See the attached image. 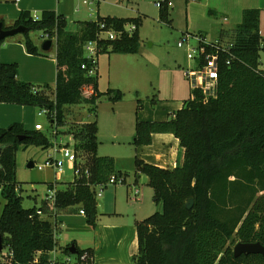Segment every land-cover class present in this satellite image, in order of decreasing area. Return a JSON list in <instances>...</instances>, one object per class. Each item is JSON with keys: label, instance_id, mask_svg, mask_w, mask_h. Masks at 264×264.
<instances>
[{"label": "trees", "instance_id": "16d2710c", "mask_svg": "<svg viewBox=\"0 0 264 264\" xmlns=\"http://www.w3.org/2000/svg\"><path fill=\"white\" fill-rule=\"evenodd\" d=\"M166 1L162 0L159 8V20L168 24ZM259 17L257 9L244 10L228 45L218 51L215 98L203 102L199 92H190V98L169 119L136 120L134 146L149 145L153 134L169 133L178 139L184 157L181 166L173 169L137 159L133 162L134 172L147 176L160 209L135 223L137 253L132 264H264L260 254L235 257L231 249L236 242H258L264 247V71L259 69L263 40ZM140 25V17L107 16L78 22L72 32L67 30L65 18L53 11H43L38 20L22 11L12 27L4 28L23 27V45L32 56L40 52L30 32H41L44 40L45 36L47 40L55 37V85L36 89L16 78L15 64L0 63V104L46 110L51 126L55 122L50 116L55 112L57 129L65 125L66 107L86 105L94 112L101 97L120 100V90L99 92L98 75L88 76L90 64L82 49L87 42L96 41L99 55L136 54ZM128 26H134L133 31H128ZM104 31L116 33L117 38L98 39ZM66 133L83 163L80 176L57 189L54 210L79 205L88 227L95 228L96 188H106L111 175L128 173L122 172L112 157L97 155L95 118L81 127L71 126ZM30 146L47 150L52 143L42 131H27L21 123L0 129V198L4 200L0 239L2 245L6 240L9 251L7 255L0 251V264H32L34 260L35 264H50L49 253L56 247L54 225L36 215L35 208H23L18 193L16 153ZM189 200L193 203L188 210ZM42 209L50 211L46 204ZM68 250L65 248V253ZM84 254L90 263V250L77 251L76 261L79 263Z\"/></svg>", "mask_w": 264, "mask_h": 264}, {"label": "crops", "instance_id": "0c3cea01", "mask_svg": "<svg viewBox=\"0 0 264 264\" xmlns=\"http://www.w3.org/2000/svg\"><path fill=\"white\" fill-rule=\"evenodd\" d=\"M167 1L171 3V6L167 7V10H169V23L167 25L173 30L172 33L181 34L179 41H183L184 43L181 48L184 46L186 47L188 44L196 45L198 37L204 38L211 43H218L224 47L227 46L231 40L232 31L241 23L242 13L246 9H257L260 11L259 31L262 36L261 25L264 21V0ZM103 2L105 3V0L102 2L101 0L96 1L98 10L102 7L101 3ZM82 4L88 5L83 2ZM108 4L113 6L111 2ZM113 7L119 9L118 5ZM126 9L128 11H134L133 8ZM22 11H29L31 15L40 14L43 11H53L57 15H61L65 19L69 18L72 21L75 15L79 14L80 8L76 0H0V22H2L3 27H12ZM107 16L118 18L132 17H120L116 16V14L102 17ZM158 23H160V20ZM69 27L71 31L74 32L77 29V24L74 22L67 24V28ZM140 29L139 36L143 34ZM153 35H158V29ZM149 39H151L150 47L152 48L153 37ZM36 47L39 49L40 55L32 56L26 53L22 39L6 38L0 46V63H16L19 65L20 62H23L24 65H27L28 62H32L36 64L37 69H39L38 65L41 64L43 60L45 66L49 68L46 70L47 75H44V71H41L40 75L43 74L44 78H39L40 75L38 78H35V76L32 78H25L22 75L25 71L23 73L19 72L18 76L20 78L17 75L16 78H19V80L23 82L35 80L44 81L45 83L53 85V88L56 74L55 55L50 58L47 55L48 51H43L42 46L41 49L38 46ZM140 48L141 47H139L136 54L128 55H137ZM177 48L181 49L178 46ZM145 55L146 56L139 54L140 60H144L146 64L152 66L156 74V80L171 85L167 89L169 93L167 96L168 98L162 97L164 101H161L157 106H150V104L145 103L142 104V106H137V109L134 100L132 103H128L127 105L124 104L122 101L124 100L123 93L122 98L117 101H110L104 97L108 103H102V97L99 98L94 105V111H97V116L95 118L97 122V140L99 144L97 150L103 147V152H101L100 156L112 157L119 167H121V164L124 162L133 164L134 160L137 159L162 169H173L181 166L184 157V149L180 146L178 139L172 134H153L152 141L149 145L140 147L135 146V149L132 150L128 149L131 148L130 142H124L133 139L137 119L150 122L165 121L179 110L182 107L183 101H185L182 96L181 88L173 86L177 85L174 80L181 75V71L173 68V64L163 65L162 67L160 59L154 53L145 52ZM113 56L115 58L116 56L127 55L115 54L112 55L111 58H108L107 83L109 89H117L110 86ZM100 59L99 55L97 61V75H99L101 68ZM117 59L118 57L114 60ZM137 63L138 67L142 70L145 68L144 64L140 61H137ZM173 63L176 62L173 61ZM31 71H33V69H31ZM150 84L153 89L156 88L152 82ZM158 93L161 95L160 90ZM32 109L35 110V108ZM25 110L23 106L12 107L11 105L0 104V129H6L13 123H21L24 127L27 121V111ZM24 129L26 130L25 127ZM116 140L117 142H114ZM125 177L128 178V182L110 186V188H106L107 190L104 195L100 196V198H103L101 204L97 203L96 206L98 213L95 228L88 227L85 216L80 214L82 209L79 205L53 210L51 212L42 209L45 201L42 202L41 200L42 205L33 207L36 210L41 208L42 215L40 217L44 220H48L54 225V241L56 247L54 251L49 253V259L51 261H54L56 264L68 262V256H70L71 253L69 250L68 253H65L64 249L74 247L76 253L79 250L91 251L92 260L88 264H132V257L137 253L135 223L146 218L145 214H143L145 212H143L141 207H149L152 193L150 191H145V187H149L147 176L136 174L134 172V166L133 177L124 175V178ZM60 178L61 175H57L54 181L57 185V189L64 188H61V184H58ZM54 182L50 180L46 181V191L48 186ZM134 186H137L139 190L137 201L131 199V190ZM134 204L137 205L134 206ZM59 255H61L62 258H59ZM73 259L75 261L76 257L74 256Z\"/></svg>", "mask_w": 264, "mask_h": 264}, {"label": "rangeland", "instance_id": "374dc122", "mask_svg": "<svg viewBox=\"0 0 264 264\" xmlns=\"http://www.w3.org/2000/svg\"><path fill=\"white\" fill-rule=\"evenodd\" d=\"M80 12L78 15H75V17L72 19V21L69 18H66V23L71 24L78 22H86V21H96L98 16H106V15H114L124 17V16H132V17H140L142 27L140 29L142 35L138 34V39L140 43V51L137 55H127V56H116L118 57L117 60H114L113 56V62H112V68H111V87L119 89L123 95H124V104L132 103L134 100V103L137 106H142V104H150V106H157V104L163 102V98H168V92L167 89L171 86L167 83H164L163 81L156 80V74L155 71H153L152 66L146 64V62L143 60H140L139 54L145 55V52H151L154 53L158 58L160 59L161 66L163 65H172L173 68L179 69L181 72L179 77L174 80L175 84L174 87H179L182 90V96L185 100H188L190 98V90L188 88V84L182 75V72L187 70L190 67H193L194 64L191 63L187 59L186 55V47L179 49L177 48V42L181 38L180 33H172V29L169 28L165 23H158L159 21V15L162 10L158 9L155 6V3L157 1L162 0H105V3H101V6L98 10V6L96 1H91L88 5H83L82 2L84 0H76ZM104 0H101V2ZM107 2V3H106ZM109 2L113 3V6L118 5L117 9L116 7L111 6L108 4ZM168 2V1H166ZM128 9H134V11H128ZM169 11V10H168ZM40 14H35L33 16L39 17ZM141 26V25H140ZM70 28V27H69ZM67 30L71 31V28ZM129 28V27H127ZM158 29V35H153L154 32ZM139 31V30H138ZM261 33L263 40L261 42V49L259 51V69L261 71H264V21L261 25ZM42 33L35 31L30 32L29 37L34 45L38 46L41 49V46L43 42L45 41L43 37L41 36ZM104 38L105 35H102ZM141 37V39H140ZM150 37H153V47L151 48V39ZM8 39H22L23 40V34H16L15 36H12ZM3 44V43H2ZM145 51V52H144ZM144 52V53H143ZM56 53V46L54 42H51V48L48 50L47 55L52 58ZM112 55L115 54H101L100 55V73L97 77V81L99 83V92H105L107 89H109V85L107 83L108 81V58H111ZM125 57V58H123ZM137 61H140L142 64H144L145 68L142 70L138 67ZM175 61L176 63H173ZM17 67V76L19 72L24 73L22 74L25 78H32L35 76V78H38V76L41 74V71L44 73V75H47L46 70L47 68L45 66V62L42 60L41 64H39V69H37V65L28 62L27 65H24L23 62H20L19 65L15 63ZM33 69V71H31ZM54 73H55V67H54ZM19 77V76H18ZM56 77V74H55ZM20 78V77H19ZM19 78H17L19 80ZM39 78H44L43 74L40 75ZM44 80V79H42ZM20 81V80H19ZM23 82V81H22ZM153 83L155 89L151 87L150 83ZM26 83H30L33 85L36 89H41L45 84L44 81H28ZM55 84V82H54ZM50 87L53 85L48 84ZM158 86V87H157ZM159 90L161 92V95H159ZM48 93V92H47ZM139 93V94H137ZM163 97V98H162ZM160 99V100H159ZM101 102L108 103L107 100L102 97ZM12 107H21L17 105H11ZM25 111H27V121L24 124V127L27 131H35V125L37 123L42 124L43 130L42 133L45 134V136L49 139L51 143L56 142L57 147L60 145H66L69 149L73 148V140L71 135L66 133V130H68L71 126L72 128H78L82 126V122L86 123L88 121H93L94 118L97 116V111L94 112L89 111V107L86 105H75V106H69L64 109L65 113V125L62 127H58L57 129L54 128V126H51L49 123V120L44 117H38L37 116V110L32 109V107H25L23 106ZM154 108V107H153ZM15 109V108H13ZM56 132V137L54 136V133ZM110 140V139H105ZM120 141V140H119ZM118 141V142H119ZM108 142V141H105ZM114 142H117L114 141ZM130 142L131 148L128 149H135V146L133 144V139L130 141H124ZM99 147V144H98ZM126 148V147H125ZM103 150V147H100L97 150V155L100 156L101 152ZM51 155H54L53 148L50 147L47 150H43L40 147L36 146H30L25 150H19L16 153L15 157V180L20 186V191L18 192L19 195L22 198V207L25 209L38 207L42 205V202H44L45 199V191H46V181H55V178L57 176L54 168L52 167H44L42 169H38V166L43 164L44 161ZM55 157L60 158V155L58 153L55 154ZM85 157V156H82ZM29 162H32L34 164V167L28 168L27 165ZM121 167L124 168L122 172H128V176L133 177V164L124 162L121 164ZM125 170V171H124ZM73 179V172L70 170V168L67 166V164L64 163L63 166V173L61 174V178L58 181V184H61V188L64 187L66 184L70 183ZM125 182H128V178L125 177ZM124 187V186H123ZM107 189L110 188V186L106 187ZM106 188L102 191V196L104 195ZM145 191H150L152 193V198L149 202V207L146 208V206L141 207L143 214H145L146 218L148 216H151L155 212H157L160 209V206L157 205L154 202L153 198V190L149 187H145ZM96 203L101 204L103 197H95ZM42 200V202H41ZM4 200L0 198V214L3 209ZM137 204H134V206ZM148 214V215H146ZM57 239V238H56ZM58 240V239H57ZM59 244V243H58ZM237 244V242L233 245H231V249L234 248V246ZM9 253L6 240L4 241L2 245V255H7ZM75 254H70L68 256L69 261L62 263V264H79L78 261H74ZM59 258H62L61 255H59Z\"/></svg>", "mask_w": 264, "mask_h": 264}, {"label": "built area", "instance_id": "2783aa9c", "mask_svg": "<svg viewBox=\"0 0 264 264\" xmlns=\"http://www.w3.org/2000/svg\"><path fill=\"white\" fill-rule=\"evenodd\" d=\"M91 1L97 0H84V4H89ZM162 1H157L155 6L159 9ZM167 7L171 6V3H166ZM34 20H38L39 17L33 16ZM128 31H133L134 26H128ZM100 28L103 29L104 25L100 24ZM102 35H105L103 38ZM108 39L114 40L117 38L116 33L112 31L102 32L99 34L98 39ZM47 40L48 37L45 36ZM51 42L55 43V37L50 39ZM183 41H179L177 43L178 47L183 46ZM226 47V46H225ZM224 46L218 43L208 42L206 39L198 37L196 45H187L186 46V55L187 59L194 64L193 67L188 68L183 72L184 78L188 84L190 92H199L201 95L202 101L205 102L210 98H215L217 95V84H218V51ZM208 50H211L208 52ZM100 48L97 47L96 41L87 42L83 47V57L89 62V68L87 69L88 76H94L97 73V61L99 56ZM83 68L86 69L87 66L84 64ZM46 110H39L37 112V116L46 117ZM52 121L56 123V113L53 112L50 116ZM54 123V126H55ZM56 128V127H54ZM43 126L40 123L35 125V131H42ZM55 136V133H54ZM56 137V136H55ZM53 153L54 155L49 156L43 164L38 166V169H42L44 167H52L54 168L57 175H61L63 173L64 163L70 168L73 172V178L79 177L81 174L80 166L83 163V160L78 158L72 149H69L66 145H60L57 147V143H52ZM58 153L60 158L55 157V154ZM87 173V172H86ZM125 183L124 174L121 176L111 175L106 186H113L116 184ZM104 186H100L96 188L95 196L100 197ZM57 191L56 183H52L46 191L45 196V204L50 211L54 210V202H55V194ZM132 200L137 201L139 197V190L137 186L132 187ZM80 214L84 215L83 210L80 211ZM36 215L41 216L42 211L36 210ZM88 255L84 254L80 257L79 264H88L87 262ZM36 260L33 261L32 264H35ZM50 264H56L54 261H51Z\"/></svg>", "mask_w": 264, "mask_h": 264}, {"label": "water", "instance_id": "95a60500", "mask_svg": "<svg viewBox=\"0 0 264 264\" xmlns=\"http://www.w3.org/2000/svg\"><path fill=\"white\" fill-rule=\"evenodd\" d=\"M26 33V30L23 27H16L11 29H5L3 27L2 22H0V42L4 41L6 38L15 36L16 34H24ZM51 48V40H45L42 44V50L48 51ZM12 77V76H10ZM24 137H19V140H21ZM28 168L34 167V164L32 162H29L27 165ZM192 200H189V202L186 204V209H191L192 207ZM2 250V243L0 239V251ZM69 252L71 254H76V250L74 247H70ZM233 254L235 257H238L240 255H249V254H260L264 256V247L260 245L258 242L256 243H241L238 242L234 248H233Z\"/></svg>", "mask_w": 264, "mask_h": 264}, {"label": "bare ground", "instance_id": "6f19581e", "mask_svg": "<svg viewBox=\"0 0 264 264\" xmlns=\"http://www.w3.org/2000/svg\"><path fill=\"white\" fill-rule=\"evenodd\" d=\"M83 50V49H82Z\"/></svg>", "mask_w": 264, "mask_h": 264}]
</instances>
